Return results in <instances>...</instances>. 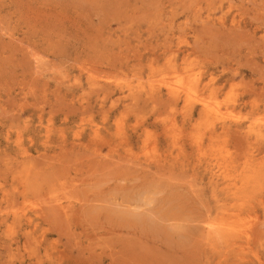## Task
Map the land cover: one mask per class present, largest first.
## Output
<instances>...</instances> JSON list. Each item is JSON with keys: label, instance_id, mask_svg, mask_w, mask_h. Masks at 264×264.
<instances>
[{"label": "rangeland", "instance_id": "374dc122", "mask_svg": "<svg viewBox=\"0 0 264 264\" xmlns=\"http://www.w3.org/2000/svg\"><path fill=\"white\" fill-rule=\"evenodd\" d=\"M0 264H264V0H0Z\"/></svg>", "mask_w": 264, "mask_h": 264}, {"label": "bare ground", "instance_id": "6f19581e", "mask_svg": "<svg viewBox=\"0 0 264 264\" xmlns=\"http://www.w3.org/2000/svg\"><path fill=\"white\" fill-rule=\"evenodd\" d=\"M211 29V28H210ZM198 33V32H197ZM217 43V42H216ZM231 45V44H230ZM136 217V216H135ZM140 217V216H139Z\"/></svg>", "mask_w": 264, "mask_h": 264}]
</instances>
